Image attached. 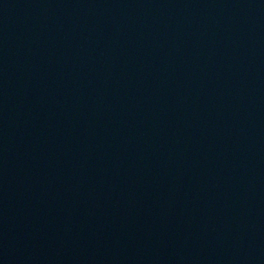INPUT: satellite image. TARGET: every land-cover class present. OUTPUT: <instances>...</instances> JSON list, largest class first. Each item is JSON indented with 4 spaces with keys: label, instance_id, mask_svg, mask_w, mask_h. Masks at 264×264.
<instances>
[{
    "label": "water",
    "instance_id": "obj_1",
    "mask_svg": "<svg viewBox=\"0 0 264 264\" xmlns=\"http://www.w3.org/2000/svg\"><path fill=\"white\" fill-rule=\"evenodd\" d=\"M0 264H264V0H0Z\"/></svg>",
    "mask_w": 264,
    "mask_h": 264
}]
</instances>
